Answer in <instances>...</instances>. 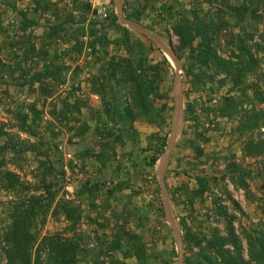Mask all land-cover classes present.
<instances>
[{
  "label": "trees",
  "instance_id": "obj_1",
  "mask_svg": "<svg viewBox=\"0 0 264 264\" xmlns=\"http://www.w3.org/2000/svg\"><path fill=\"white\" fill-rule=\"evenodd\" d=\"M32 3V14L26 10L16 12L20 18L17 25L20 36L15 33L12 37L11 29L4 25V15L0 12V39L6 41L9 57L13 60L11 67L3 63L0 55V79L9 74L11 83L18 89L36 90L39 98L48 100L58 85L66 83L67 61L81 57L84 53L82 38L88 37L87 46L91 53L87 57L99 64L93 93L100 96L106 116L102 120L101 111L92 115L99 124L93 138L100 149L95 157L105 168L114 160L110 154L118 146L138 140L136 122L147 120L157 126L165 123L163 113L167 108L158 109L156 101L169 96L162 93L161 86L167 79L173 81L174 69L165 56L162 61H157L153 57L157 46L147 38L143 41V37L122 26L111 6H108L110 14L107 19L89 22L86 27L92 12V5L87 0H73L69 11H62L58 2L52 0H32ZM124 16L152 32L158 34L156 30L159 29L178 38L180 44L175 51L179 60H187L184 68L188 83L194 93L205 99L200 105L197 102L187 105V121L200 125L204 123L202 117L208 120L210 115L237 121L239 135H248L242 150L244 157L263 158L264 108H259L255 102L264 104V91L257 84L260 81L264 86V72H260L264 66V0H192L189 9L179 0H125ZM42 18L47 23L42 24ZM38 28L45 29V32L37 37L35 31ZM58 39L67 41L69 47L62 53L51 54L50 48ZM223 40L227 50L222 46ZM37 42L41 44L39 48L36 47ZM111 47L122 54H111ZM34 60L35 66H41L36 72L30 65ZM17 73L20 75L15 77ZM76 78L74 75L73 81ZM250 78H256L257 82L250 84ZM228 82L232 84L228 94L218 96ZM1 86L0 82V94ZM250 90L252 97L248 93ZM233 93H240L241 97L233 96ZM5 94L3 97H7ZM247 102L253 103L249 110L245 109ZM85 107L87 103L76 99L74 103L62 102L59 111L55 104L49 113L64 123L73 113L80 115ZM10 113L12 119L0 123V192L14 197L3 203L5 209L0 218V249L6 264H103L100 260L105 256H111L107 264H127L126 261H116L113 256L116 254L135 258L138 264H150L152 258L158 261V256H148L143 236L125 228H120L106 247L101 242L99 249L89 248L85 237L76 234L83 217L77 203H89L101 196H106L108 201L114 198L122 200V194L130 188L129 182L119 181L112 189H107L105 184L82 181L77 185L73 199L67 201L64 195L59 197L64 186L63 158L54 159V150L59 146L48 141L59 137L55 122H44L45 112L37 107L36 102L17 104ZM89 131L87 124L75 127L74 137L85 140ZM254 133L258 134L257 138L252 137ZM20 134L28 136V139H22ZM167 144V136L150 143L146 150L152 155L144 159L146 167L154 170ZM28 153L41 160L38 168L41 184L38 187L23 182L18 173L9 169L12 166L23 171ZM77 158L83 160L85 157ZM232 167V183L244 190L249 198L251 171L236 164ZM53 175L62 181L55 182ZM167 178L166 175V182ZM213 185L210 177L199 176L195 191L182 189L176 197L168 185L167 189L173 203L179 204L184 196L193 204L196 198L204 200V194L211 192ZM157 191L160 193V188ZM228 199L233 202L236 212H242L229 193ZM214 203L224 231L214 227L205 234L204 231L193 232L191 228L186 230L184 227L182 239L185 250L192 252L191 257H185V264H264V222L241 227L238 231L236 215L229 213L221 200L215 199ZM159 210L165 217L162 204ZM49 218L57 222L64 219L69 226L63 234L43 236L42 231ZM167 255L170 259L164 263L173 264L172 257L177 253L174 251Z\"/></svg>",
  "mask_w": 264,
  "mask_h": 264
},
{
  "label": "rangeland",
  "instance_id": "obj_2",
  "mask_svg": "<svg viewBox=\"0 0 264 264\" xmlns=\"http://www.w3.org/2000/svg\"><path fill=\"white\" fill-rule=\"evenodd\" d=\"M52 1L54 3L58 2L59 8L62 11H69L68 9H70L73 0ZM101 1L99 0L100 3L103 2ZM113 1L115 2L116 0ZM128 1L133 2L134 0ZM179 1L186 5L188 9L190 8L192 0ZM108 2H110V0H108ZM114 2L112 3L111 0L107 5L112 6V9L114 7L115 10ZM13 5L16 8H13ZM33 7L32 0H0V12L4 15V25L10 27L12 37L15 36V33H18L19 36L21 35V33L17 31L20 18L16 12H18V10H26L32 14L31 11ZM150 17L153 18L154 14L151 13ZM40 21L42 24L47 23L44 18ZM149 22L148 20L147 23ZM261 29L262 27L260 25L259 30ZM44 32L45 29L38 28L35 31V35L38 37L43 35ZM156 32H158V34L161 32L159 35L171 45L176 54L175 48L180 44L178 38L172 33L167 35V33L159 29L156 30ZM137 36L140 38L143 37L139 34H137ZM111 37L113 36L111 35ZM146 40L147 39L143 37V41ZM40 46L41 44L37 42L36 47L39 48ZM222 46L224 50H227L224 40ZM68 47L67 41L65 42L64 40L58 39L52 44L50 53H62V51L67 50ZM157 49L158 50H155L153 53V57H155L157 61H162V57L165 55L158 47ZM110 51L111 54H122V52L113 47L110 48ZM221 53L223 52L221 51ZM0 55L3 63L11 65V67L13 66L12 57H9L7 43L3 39H0ZM36 60L30 64L34 72L41 69V66H35ZM179 61L182 68L178 72H176V68L170 62L174 69L173 81L167 79L161 86L162 93L166 92L169 96L165 100L156 101L158 109L162 107L167 108L163 113L166 119L165 123L162 126H157L147 120L136 122L135 129L138 133V140L130 142L123 147L118 146L116 150L110 154V157L114 156V158L112 157L114 160L108 163L105 168L101 167L95 157L100 149L93 140L99 124L97 120L92 118V115H96L101 111L102 120H105L106 117L103 112L104 106L102 100L99 95L93 93L92 88L93 81L97 77L96 75L99 69V64L96 63L95 60L87 59L83 53L81 57L75 59V61L74 57L67 61L69 67L66 83L58 85L53 97L45 101L39 98V94L36 90L28 88L18 89L11 83L12 78L9 74H5L4 78L0 79L2 83V94H0V123H7L9 119H12L10 111L14 110L17 104H31L36 102L37 107L45 112L44 122L54 121L56 124V132L59 133L57 140L48 139L50 143L52 142V144L59 147L62 146L63 149L62 151H60L59 148L54 150V159L63 158V153L65 152L72 154L77 160H79L77 157L84 155L85 158H83V160L80 158L81 161L79 160L81 162V172L83 173V177L81 178L83 179L82 181H91L93 184H105L107 189H112L119 181L129 182L130 188L122 194V200L114 198L108 201L106 200V196H101L97 200L90 201L89 203L83 201L77 203L83 211V217L77 227L76 234L79 233L85 237L89 248L97 250L101 247V242H104L106 247V244L113 240L114 234L119 231L120 228H125L126 231L132 230L143 236L148 256L159 257L158 261H156L155 258L150 259V264H165L164 261L168 259L167 253H173L174 251L177 253V256L174 258L172 257L173 264H179V250L174 232L167 222L166 216H162L159 210V206L162 204L161 190L160 193L157 191V188H160L158 181L160 162L157 163L154 170L146 167V164H144V159L146 157L149 159L152 155L149 150H146L150 143H156L159 137L167 136L169 138L171 134L175 107L174 91L176 75H178L183 82L185 81L183 90L184 117L181 134L179 135L178 143L171 155L167 169L166 175L168 178L166 184L169 186L172 193H176V197H179L180 190L182 189L185 190L188 188L189 191H195V189H197V177L199 176L210 177L211 182L214 183L211 192L209 191L204 194V200L196 198L193 204L186 200L184 196L181 197V202L179 204H176V202L173 203L172 196H170L174 216L181 235L184 233V227L186 230L191 228L193 232L204 231L205 234L214 227H218L224 231L223 224L219 222L220 217H218L217 214L216 205L214 203L215 199L221 200L222 205L228 208L229 213L236 215L235 227L238 231L241 227L264 222V179H262V176H264V157L259 159L244 157L242 150L248 135H239L236 129L238 125L237 121L232 122L219 117L216 118L214 115H210L208 120H205L203 116L204 123L200 125L195 124L193 121H187V105L191 103L195 104L196 102L200 105V102H203L205 99L202 100L200 94L194 93L191 85L188 83L189 78L184 68V66L187 65V60L183 59ZM262 71L264 72V66L260 69V72ZM19 75L20 73H17L15 77ZM74 75H77V78L73 81ZM256 82V78H250V84H255ZM257 84H259L264 91L262 83L258 81ZM230 87H232V84L228 82L218 96L227 95ZM169 90H171L170 93L168 92ZM3 93H7L8 95L5 94L7 97H3ZM248 93L251 97L253 96L251 90ZM232 95H239L241 97L240 93H233ZM76 99L87 103V107L82 109L80 115L73 113L68 121L64 123L52 118L49 112L52 111L55 104L57 106V111H59L62 108V102L69 101L74 103ZM255 103L259 108H264V104ZM252 104V102H247L245 109H251ZM199 112L200 111H198V113ZM84 124H87L90 129L89 134L85 140L75 138L74 128ZM66 125H68V128ZM42 127L45 128L44 123ZM14 132H17V130ZM262 132H264V129ZM20 136L22 139H28L26 135L20 134ZM252 137L257 138L258 134L254 133ZM32 142H34V140H32ZM193 142H195L197 146H195ZM87 152L90 154L87 155ZM26 159L27 165L24 167L23 171L15 170L12 166H10L9 169L18 173L23 182L38 187L41 184L38 176L40 174L39 172H41L38 169L41 160L30 153L27 154ZM234 164L245 170H250L252 173V178L248 181L250 186L249 198L244 190L238 189L231 181L232 175L230 176V171L234 168L232 167ZM261 173L262 175H260ZM52 178V180H56L55 182L57 183L62 181L60 177H56L55 175H53ZM228 193L231 195L232 200L241 208L242 212H236L234 210L233 202L228 199ZM62 195L63 191L61 189L59 197ZM13 198V196L5 192H0V218L3 217L5 209L3 203H7ZM183 220H185V226L182 225ZM67 225L68 223L64 219L57 222L49 218L42 231V235L63 234ZM139 225L141 228H139ZM192 248L191 246V249ZM113 256L116 261H126L127 264H138L135 258L132 257L126 258L122 254ZM186 256L191 257L192 252H186L184 243V264ZM110 257L111 256H105L101 258L100 263H109L108 260ZM0 264H6L3 260L1 249Z\"/></svg>",
  "mask_w": 264,
  "mask_h": 264
},
{
  "label": "water",
  "instance_id": "obj_3",
  "mask_svg": "<svg viewBox=\"0 0 264 264\" xmlns=\"http://www.w3.org/2000/svg\"><path fill=\"white\" fill-rule=\"evenodd\" d=\"M115 13L119 20V23L130 31L137 33L149 40H151L166 56L167 60L171 62V64L176 68V72L180 71L182 68L179 59L177 58L174 50L171 45L159 34L150 31L140 24L133 23L128 21L124 16V0H116L115 1ZM186 80V79H185ZM184 85L183 82L178 75L175 76V107H174V116H173V124L172 131L168 138V144L160 159V165L158 169V181L161 190L162 196V204L165 212V216L167 222L174 232V237L176 243L178 245L179 250V264H184V243L182 239L181 232L179 230V226L176 222L174 211L172 208L170 195L166 185V174L169 166L171 155L178 143L179 135L181 134L183 117H184Z\"/></svg>",
  "mask_w": 264,
  "mask_h": 264
},
{
  "label": "built area",
  "instance_id": "obj_4",
  "mask_svg": "<svg viewBox=\"0 0 264 264\" xmlns=\"http://www.w3.org/2000/svg\"><path fill=\"white\" fill-rule=\"evenodd\" d=\"M81 1V0H79ZM92 5V12L90 17L93 19H107L110 10L107 6L98 3V0H87ZM88 37L82 38V42L84 43V55L87 57L91 53V50L88 48ZM87 59L90 60L89 57ZM59 150L62 151V146L59 147ZM63 195L67 201L73 199L75 194V189L79 184L83 177V173L81 172V162L73 157L72 154L63 153ZM82 174H81V173Z\"/></svg>",
  "mask_w": 264,
  "mask_h": 264
},
{
  "label": "crops",
  "instance_id": "obj_5",
  "mask_svg": "<svg viewBox=\"0 0 264 264\" xmlns=\"http://www.w3.org/2000/svg\"><path fill=\"white\" fill-rule=\"evenodd\" d=\"M101 1V0H100ZM103 1V2H102ZM101 2L102 3H100L99 2V0H98V3H100V4H103V5H105V6H107L108 7V3H110L111 2V0H110V2H108V0H102ZM113 1V0H112ZM108 2V3H107ZM124 2H125V0H124ZM114 4H115V2H114ZM111 8H112V6H111ZM113 9H114V7H113ZM91 14V13H90ZM90 14H89V16H88V20H87V23H86V27H88V24H89V22H92V21H97V19H93V18H91L90 17ZM146 28V27H145ZM111 35H113V34H111ZM161 36V35H160Z\"/></svg>",
  "mask_w": 264,
  "mask_h": 264
}]
</instances>
